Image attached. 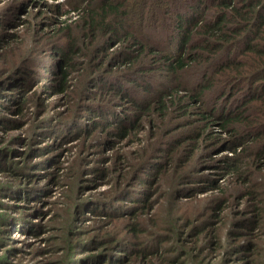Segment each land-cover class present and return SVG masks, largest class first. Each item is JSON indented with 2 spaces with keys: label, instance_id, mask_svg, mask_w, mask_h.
<instances>
[{
  "label": "rangeland",
  "instance_id": "374dc122",
  "mask_svg": "<svg viewBox=\"0 0 264 264\" xmlns=\"http://www.w3.org/2000/svg\"><path fill=\"white\" fill-rule=\"evenodd\" d=\"M59 1L0 0V264H264V158L240 179L242 146L193 110L119 135L106 118L133 111L104 102L111 65L59 91Z\"/></svg>",
  "mask_w": 264,
  "mask_h": 264
},
{
  "label": "trees",
  "instance_id": "16d2710c",
  "mask_svg": "<svg viewBox=\"0 0 264 264\" xmlns=\"http://www.w3.org/2000/svg\"><path fill=\"white\" fill-rule=\"evenodd\" d=\"M56 8L67 31L54 69L59 91L75 87L77 72L93 63L94 73L111 65L122 82H107L104 102L122 99L133 111L106 118L118 119L119 135L144 123L159 129L193 110L230 132L213 139L219 147L242 146L227 168L242 180L253 174L252 163L264 158V0H65ZM202 130L178 135L193 155Z\"/></svg>",
  "mask_w": 264,
  "mask_h": 264
}]
</instances>
